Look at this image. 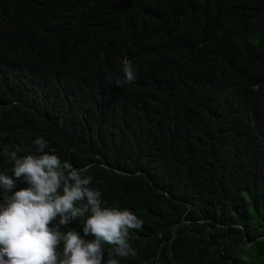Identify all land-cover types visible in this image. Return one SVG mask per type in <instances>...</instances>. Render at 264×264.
Instances as JSON below:
<instances>
[{
	"label": "trees",
	"instance_id": "16d2710c",
	"mask_svg": "<svg viewBox=\"0 0 264 264\" xmlns=\"http://www.w3.org/2000/svg\"><path fill=\"white\" fill-rule=\"evenodd\" d=\"M38 136L143 220L120 264H264V0H0V153Z\"/></svg>",
	"mask_w": 264,
	"mask_h": 264
},
{
	"label": "clouds",
	"instance_id": "9594fccd",
	"mask_svg": "<svg viewBox=\"0 0 264 264\" xmlns=\"http://www.w3.org/2000/svg\"><path fill=\"white\" fill-rule=\"evenodd\" d=\"M121 71L123 82L135 81L128 58ZM32 144L35 154L20 155V143L0 153L12 163L11 174L0 171V264H120L115 257H134L131 230L143 220L127 208L104 206L87 166L62 160L43 136ZM81 218L80 231L70 227ZM106 243L115 245V256L105 255Z\"/></svg>",
	"mask_w": 264,
	"mask_h": 264
}]
</instances>
